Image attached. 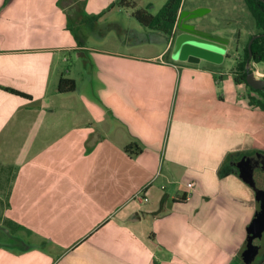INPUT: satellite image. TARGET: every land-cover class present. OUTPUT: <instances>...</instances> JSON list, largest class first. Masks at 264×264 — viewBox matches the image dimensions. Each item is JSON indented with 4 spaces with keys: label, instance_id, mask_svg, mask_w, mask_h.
I'll list each match as a JSON object with an SVG mask.
<instances>
[{
    "label": "crops",
    "instance_id": "1",
    "mask_svg": "<svg viewBox=\"0 0 264 264\" xmlns=\"http://www.w3.org/2000/svg\"><path fill=\"white\" fill-rule=\"evenodd\" d=\"M115 1L0 0V264H241L258 205L233 154L264 165V112L219 68L237 69L252 18L181 0L198 29L222 24L224 55L202 65L132 18L166 0Z\"/></svg>",
    "mask_w": 264,
    "mask_h": 264
},
{
    "label": "trees",
    "instance_id": "2",
    "mask_svg": "<svg viewBox=\"0 0 264 264\" xmlns=\"http://www.w3.org/2000/svg\"><path fill=\"white\" fill-rule=\"evenodd\" d=\"M247 11L249 12L253 24L255 27V32L250 35L247 39V42L244 47L242 60L237 65V70L240 72L238 77H235V83L237 84H244L247 87L250 93L248 94L247 104L249 107L253 109H259L264 112V87L261 90H253L250 88L246 82L245 77L246 73V62L249 59L247 45L249 40L253 35H264V0H243ZM181 0H166L162 7L158 10L155 15H151L145 9H136L132 13V18L142 27L149 29V30H157L161 31L166 35H170L172 33L174 24L176 22L178 10L180 8ZM132 6L129 4L127 0H116L112 6ZM111 8V7H110ZM251 58L250 62L252 63H263L264 64V36L256 38L251 46ZM74 89V81L67 79L64 77L63 74L60 75L59 82H58V90L60 93L70 92ZM9 93L14 95L26 97L24 94L14 91L12 89H5ZM131 149V146L128 147ZM137 151L139 152L138 147H136ZM161 213V210H160Z\"/></svg>",
    "mask_w": 264,
    "mask_h": 264
},
{
    "label": "water",
    "instance_id": "3",
    "mask_svg": "<svg viewBox=\"0 0 264 264\" xmlns=\"http://www.w3.org/2000/svg\"><path fill=\"white\" fill-rule=\"evenodd\" d=\"M202 12V9H196L191 13L180 11L177 14L176 22L170 36L172 43L173 60L187 61L190 63H198L200 61L219 62V60H221L226 48L224 40L221 37L212 36L209 33L198 29L193 23L196 19L200 18ZM261 36L264 35H253L247 45L249 59L245 65L247 73L245 82L253 90H261L264 87V78H256L254 73L250 72L248 69L250 66L251 58L250 46L256 38H259ZM262 182L264 183V181ZM252 184L258 191L256 184ZM262 187L264 191V185H262ZM263 198L264 194L258 191L256 199L259 201L263 200ZM262 219H264V211L255 216L250 226L255 227L260 224V228L262 229L264 224L263 222H261ZM260 228L258 230L259 234L261 231Z\"/></svg>",
    "mask_w": 264,
    "mask_h": 264
},
{
    "label": "rangeland",
    "instance_id": "4",
    "mask_svg": "<svg viewBox=\"0 0 264 264\" xmlns=\"http://www.w3.org/2000/svg\"><path fill=\"white\" fill-rule=\"evenodd\" d=\"M156 8H158V7H156ZM248 14H249V12L246 9V13H244L243 16H245V17L248 16V18H250L251 16H250V14L249 15ZM211 19H212V17L210 16V17H207L206 20L211 21ZM250 21H251V18H250ZM212 22H214V21H212ZM219 22L220 21L214 22L215 28L217 27L216 29L212 28V29L209 30L215 36L218 33L222 34V24H221V22L220 23ZM135 23L137 24V22H135ZM252 30H253V28H252ZM148 37L151 38V36H148ZM132 41L134 42V40H132ZM73 61H74V57H72V64L69 66V68L66 67L64 63H62V62L59 63L58 70L55 71V73H54L52 86L55 85L54 81H55L56 77L58 76V74H60V73H62L63 75L65 74L64 76L66 78H68V79L70 77L74 76L75 69L73 67ZM234 61L235 60L232 59V62H224L223 65L219 68V71H221L222 74H223V76H222L223 82H222V85L220 84V88H221V91L223 93L226 92L225 89H224L226 84H227L226 82H228V81H232L233 82L234 78L238 77L240 75V72L237 69H235ZM205 64L207 65V63L203 62L202 65H205ZM248 69H249L250 72L254 73L256 78H258V79L259 78H264V64L263 63H256L254 66L250 65ZM242 85L243 86H237V88L239 90L237 92L240 93V91L242 90L243 94H244V98H245L244 100H245V102H247L246 97H247V95L250 92L247 89V87L244 86V84H242ZM237 88L235 90H237ZM250 94L255 95L254 93H250ZM261 156L262 155L260 153H258V151H250V152H246V153L244 152V153H235V154H233V157L237 160L238 164H241V167L240 168H236V169H232L231 172H233L236 175H237V173H241V172H243L244 174H252V172L249 171V170H246L245 166H243V165H245L248 162H252V163L259 162L257 160H261ZM258 166L259 165L257 164L256 167L258 168ZM254 174H255V172H254Z\"/></svg>",
    "mask_w": 264,
    "mask_h": 264
},
{
    "label": "flooded vegetation",
    "instance_id": "5",
    "mask_svg": "<svg viewBox=\"0 0 264 264\" xmlns=\"http://www.w3.org/2000/svg\"><path fill=\"white\" fill-rule=\"evenodd\" d=\"M250 164L251 162H248L243 166H245L246 170L251 171L252 174H244L243 172L241 173L245 175L244 178L246 180H249V182L256 184L258 191L264 194L262 187V185H264V183L262 182L264 181V165H259L257 169L256 168L254 169L253 165ZM258 191L256 190V195L258 194ZM256 201L258 208L255 216L259 215L261 212L264 211V198L263 200H259V201L256 199ZM261 222L264 223V219H262ZM251 224L252 222L250 223V225ZM250 225L248 227L249 232L247 230V237L245 240L244 247L239 256V261L241 264H261L262 261H264V224L262 229L260 228V224H258V226L255 227H251ZM259 228L261 229L260 234L258 233Z\"/></svg>",
    "mask_w": 264,
    "mask_h": 264
},
{
    "label": "built area",
    "instance_id": "6",
    "mask_svg": "<svg viewBox=\"0 0 264 264\" xmlns=\"http://www.w3.org/2000/svg\"><path fill=\"white\" fill-rule=\"evenodd\" d=\"M187 188L192 189V188H193V184H192V183L187 184ZM137 198H138V200H139L140 202H141V201H144V202L147 201V199H146V198H143L140 194L137 196Z\"/></svg>",
    "mask_w": 264,
    "mask_h": 264
}]
</instances>
